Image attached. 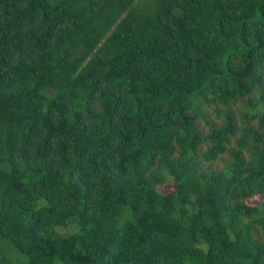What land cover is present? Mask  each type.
<instances>
[{
	"label": "trees",
	"instance_id": "16d2710c",
	"mask_svg": "<svg viewBox=\"0 0 264 264\" xmlns=\"http://www.w3.org/2000/svg\"><path fill=\"white\" fill-rule=\"evenodd\" d=\"M0 264H264V0H0Z\"/></svg>",
	"mask_w": 264,
	"mask_h": 264
},
{
	"label": "rangeland",
	"instance_id": "374dc122",
	"mask_svg": "<svg viewBox=\"0 0 264 264\" xmlns=\"http://www.w3.org/2000/svg\"><path fill=\"white\" fill-rule=\"evenodd\" d=\"M163 188L164 189H168L169 187H168V185H165ZM258 202H259V197L258 196H255V197L247 200L248 204H257Z\"/></svg>",
	"mask_w": 264,
	"mask_h": 264
}]
</instances>
